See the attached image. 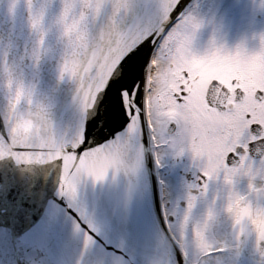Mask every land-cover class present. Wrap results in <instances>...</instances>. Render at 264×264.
Listing matches in <instances>:
<instances>
[{
  "label": "snow or ice",
  "instance_id": "snow-or-ice-1",
  "mask_svg": "<svg viewBox=\"0 0 264 264\" xmlns=\"http://www.w3.org/2000/svg\"><path fill=\"white\" fill-rule=\"evenodd\" d=\"M180 3L181 0H152V3L97 0L92 9L97 19L107 9L111 10L107 30L100 31L95 38L103 51L96 49L99 59L91 72L82 81L79 77L74 80L70 101L62 104L57 101V114L41 122L38 131L28 139H25L24 125L15 116L17 103L9 102L7 114L0 116V164L7 162L20 170L33 168L34 174L27 177V182L37 196L43 194L39 223L17 237H9L10 245L43 253L67 226L58 203L49 199L53 173H59L54 194L73 207L80 185L87 180L101 183L110 171L115 180L122 169L125 174L136 173L140 166L139 154L131 164L126 163V158L133 143L139 144L145 132L155 148L179 145V154L185 150L191 153L199 173L194 177L197 189L203 184L206 190L208 184L204 181L211 182L219 176H225L233 187L237 180L246 179L249 196L236 194L237 204L252 196L264 199V78L247 91L235 88L234 104L241 106L239 112L227 103L232 94L216 80L212 81L210 92L219 87L224 94L223 102L219 96L215 103L205 96L207 108L202 112L192 109L190 74L198 60L216 55L225 59L240 56L247 60L248 57L243 48L234 55L222 47L196 52L192 41L201 24L190 13L170 31L166 30ZM72 6L65 3L61 19ZM153 7V22L147 26L133 18L134 13H147ZM40 15L42 19L43 12ZM92 54L93 48H90L88 55ZM258 55H264V36L260 38ZM156 65L162 67L155 72L158 87L154 90L149 70ZM232 83L236 85L237 81ZM114 133L115 138L109 140ZM186 204L191 207L190 203ZM77 214L80 222L72 220L71 225L82 234L83 249L87 253L95 244L89 233L96 229L84 213ZM176 221L177 216L169 218L165 210L163 222L168 224V239L180 249L177 264H182L180 257L188 261L189 255L177 242L173 231ZM197 236L203 250V236L199 233ZM254 251L259 264H264V249ZM95 264H107L103 251L97 254Z\"/></svg>",
  "mask_w": 264,
  "mask_h": 264
},
{
  "label": "water",
  "instance_id": "water-1",
  "mask_svg": "<svg viewBox=\"0 0 264 264\" xmlns=\"http://www.w3.org/2000/svg\"><path fill=\"white\" fill-rule=\"evenodd\" d=\"M184 1L180 3L181 11L172 13L168 25L190 3ZM66 2L73 6L61 19ZM96 3L97 0H0V116L7 114L10 101L16 102L15 116L24 125L25 139L38 131L41 122L57 114V101H70L74 80L79 77L82 81L99 59L103 48L95 38L107 30L111 10L97 19L92 11ZM154 11V7L147 13L139 11L133 18L147 26L153 22ZM90 48L92 55H88ZM210 88L208 99L215 103L219 96L223 102L220 88L211 92ZM214 90L218 93L213 97ZM91 94L95 96V92ZM138 154L140 166L135 174H125L122 169L115 180L111 171L101 183L87 180L80 185L73 207L54 194L59 173H53L49 199L58 203L67 226L39 254L8 243L9 237H17L39 223L43 194L37 196L27 182L34 169L0 164L5 170L0 172V264H95L101 251L107 264H177L178 253L159 220L145 135L139 144L133 143L126 163H134ZM77 212L84 213L96 229L89 233L95 244L87 253L82 234L71 225L72 220L80 222Z\"/></svg>",
  "mask_w": 264,
  "mask_h": 264
},
{
  "label": "flooded vegetation",
  "instance_id": "flooded-vegetation-1",
  "mask_svg": "<svg viewBox=\"0 0 264 264\" xmlns=\"http://www.w3.org/2000/svg\"><path fill=\"white\" fill-rule=\"evenodd\" d=\"M246 11V15L239 20L238 30L233 32L232 40L228 42L231 48L226 51L234 55L238 49L243 48L248 59L243 60L236 56L235 62L230 59V63L222 66L224 70L191 71V106L196 112L207 108L205 96L212 81H219L222 87L228 89L232 95L227 98V103L239 112L241 106L234 104L235 88L240 87L247 91L264 78V55H258L260 38L264 36V0H249ZM233 80L237 81L236 85H233ZM217 93L218 90H214L212 96H217ZM179 152V145L158 148L163 166L162 174L165 180L171 181V190L175 193L174 200L168 202L167 207L171 212L175 206L182 210V214H179L177 209L169 215V218L177 216L176 223L181 224L178 232L180 236L187 234L193 243H200L197 236L199 233L203 236L204 243L215 246L216 249L209 251H222L223 256L236 264H259L254 250L264 249V239H261V234L264 233V199L252 196L249 200L237 204L236 194L249 196L246 179L237 180L233 187L226 182L225 176H219L211 182L204 181L208 184L206 190L203 184L197 189L194 177L199 173L191 153L187 150L183 154ZM192 197L194 199H191ZM186 202L191 204L190 208Z\"/></svg>",
  "mask_w": 264,
  "mask_h": 264
},
{
  "label": "rangeland",
  "instance_id": "rangeland-1",
  "mask_svg": "<svg viewBox=\"0 0 264 264\" xmlns=\"http://www.w3.org/2000/svg\"><path fill=\"white\" fill-rule=\"evenodd\" d=\"M245 1H247L246 4H245ZM248 1L249 0H232L230 2L231 5L228 9H226L225 11H220L219 14H217L215 17L210 18V20H207L206 22L201 23V27L195 33V36L192 41L193 49L196 52H201V53L206 50H210L213 47H216V48L222 47L225 49V51L229 50L231 48V44L228 42L232 40L231 38H232L233 32L238 30L237 26L239 25V20L241 19L242 16L246 15V12H247L246 6H247ZM200 10L204 11L205 9L203 8ZM206 10L207 12H205V14L203 15L200 14L203 18L204 16L209 15V11L207 8ZM199 21H201V19ZM154 58L156 59L155 54H154ZM232 61L235 62L234 59H232ZM228 63H230V59H225L224 57L220 55H216L208 59L198 60L194 64L192 70L197 69V70H200L201 72H204V71L209 72L211 70L219 71V70H224L222 66ZM153 80H154L155 88L158 87V84L155 78V73H153ZM160 157H161V154H160ZM161 160H162V157H161ZM166 183L167 184H165L164 186H166V188L167 187L169 188V192H170L169 201H173L175 193H173V191L171 190V187H172L171 181L166 180ZM166 188L164 187L165 189L164 196L166 197V199H168V194H167L168 190H166ZM177 209H179L178 213L182 214V210L178 208V206H175L173 212H171L170 209L168 208V212L169 214H171V213H174L175 210ZM173 227H174V231L176 232L177 236L180 238V240H182L183 243L181 244L184 245L183 247L184 249H186L187 254L189 256H192V260L196 262L197 264H236V263H232L231 260H228V258L223 255L219 256L220 258L219 257H216V258L206 257L207 259L204 258V256H202L203 253L208 252L209 249H214L215 246L211 243H204V249L200 250V243H193L189 235L186 234L183 237L180 236V234L178 233L181 228L180 223L179 224L176 223L175 226ZM184 239H186V243H184ZM200 256L202 257L201 262L199 261Z\"/></svg>",
  "mask_w": 264,
  "mask_h": 264
},
{
  "label": "bare ground",
  "instance_id": "bare-ground-1",
  "mask_svg": "<svg viewBox=\"0 0 264 264\" xmlns=\"http://www.w3.org/2000/svg\"><path fill=\"white\" fill-rule=\"evenodd\" d=\"M232 0H191L190 3L182 10V12L176 17L178 21H180L184 16L188 15L189 13L192 14L194 13L196 19L200 20V24L203 22H206L207 20H210V18L215 17L217 14H219L220 11H225L226 9H228L230 7V2ZM199 6L201 9H208L209 11V15L204 16V18L201 16L203 14H197L198 13V9H196V7ZM194 7V8H193ZM206 7V8H205ZM203 19V21H202ZM176 20V21H177ZM216 23V22H215ZM175 27V26H174ZM155 61V59H154ZM162 65H156L153 69H150V77L152 80V85L153 83V73H155L156 71H159L161 69ZM153 88L155 90V84L153 85ZM168 196L170 199V192H169V188H168Z\"/></svg>",
  "mask_w": 264,
  "mask_h": 264
}]
</instances>
